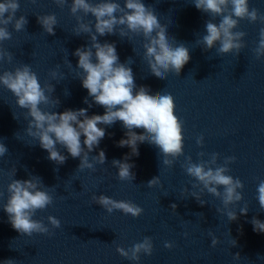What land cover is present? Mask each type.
Returning a JSON list of instances; mask_svg holds the SVG:
<instances>
[{"label": "clouds", "instance_id": "clouds-1", "mask_svg": "<svg viewBox=\"0 0 264 264\" xmlns=\"http://www.w3.org/2000/svg\"><path fill=\"white\" fill-rule=\"evenodd\" d=\"M32 3H36V0H32ZM53 3L63 9L68 0H53ZM192 3L199 11L212 17L206 21V34L196 40V44L202 46L205 51L215 48L218 55L229 53L239 55L246 46L244 43L246 33L236 31L241 20L264 24V13L257 8L250 9L249 0H192ZM19 8V0L0 2V45L12 38L9 25L16 32L25 30L28 21L24 15L17 18ZM69 10L77 22L73 34L76 36L87 34L90 37L88 45L78 47L72 53L78 58L76 68L79 71L76 77L87 90V97L83 102L88 104L89 108L93 103L102 106L104 114L89 116L87 108L66 109L60 113L51 111V108L60 103L58 99L52 98L54 86L51 83L42 85L31 66L21 64L14 70H5L0 74V86L14 95L19 108L26 110L27 135L47 151V159L56 165H63L68 158L58 149L59 145L73 159L79 158L77 170L95 171L94 163L103 165L106 161L103 150L89 159V153L98 148L106 135L105 128L99 125L110 127L119 121L126 131L125 138L117 142V147L130 149L122 160H112V165L118 169L119 180L135 179V174L131 171L134 164L129 161L131 157L139 156L138 145L142 143L157 147L159 154L163 155V164L172 167L174 161L183 155L184 141L183 125L175 115L173 96L164 91L152 95L146 86L137 88L133 71L128 66L130 58L121 63L115 43L107 41L101 43L98 37L118 34L129 41L134 36L142 37L143 60L147 62L150 74L159 79H165L169 72L177 76L180 74L190 60L188 47L183 43L178 45L174 39H169L167 26L160 23L152 6L145 5L142 0H123V4L119 0H71ZM89 15L94 20H85ZM217 17L220 18L219 22H213ZM37 23L44 32L55 35L54 28L58 22L54 13L37 15ZM253 52L256 59L264 57V27L259 31L257 46ZM12 60L13 54L0 47V62L11 63ZM67 63L71 65L69 61ZM49 75L53 80L58 76L63 78V73L56 70L50 71ZM136 129H142V132L138 134ZM203 139L202 135L199 136L197 145L203 146ZM7 152V147L0 142V158ZM198 155L202 157L204 153ZM218 157V153H212L209 160H200L198 163H194L190 156L185 158L182 167L188 176L197 181L192 187L199 188V192L193 191L189 195L195 197L203 206L206 202L201 197L206 190L222 201L223 209H217V212L226 211L228 220L236 221L237 212L230 210L229 206L243 199L242 192L238 190H242L244 185L239 178H233L228 174L230 172L228 165L233 163L236 157H226L223 165L217 164ZM15 173L16 168H13L8 174L14 177ZM159 183L157 176L149 180L147 186L151 188ZM45 188L37 176H30L26 180L11 179L7 185V200L2 206L11 227L18 233L28 237L34 233L52 235L43 221L33 218L38 211L45 210L53 203L52 195ZM184 192L188 193V189L185 188ZM257 193L259 207L264 210V180L259 182ZM2 196L3 193H0V197ZM91 200L101 205L109 214L113 210H119L135 218L141 216L144 211L131 201H118L103 194L93 195ZM176 207L175 204L171 205L174 211ZM239 211L240 214L247 215L248 207H242ZM47 220L52 228L61 227L58 218L49 215ZM250 222L255 232L264 233V222L256 217ZM211 243L215 247L219 241L213 236ZM235 245L236 241L233 240V246ZM164 247L172 249L173 244L165 242ZM116 251L126 259L139 261L141 253L149 256L152 254L153 244L150 237H145L142 242L135 243L127 249L117 246ZM235 257L238 259L239 254ZM3 264H14V261L8 259Z\"/></svg>", "mask_w": 264, "mask_h": 264}]
</instances>
